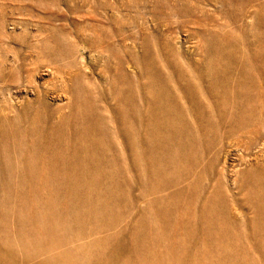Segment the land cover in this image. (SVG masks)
<instances>
[{"label":"rangeland","instance_id":"1","mask_svg":"<svg viewBox=\"0 0 264 264\" xmlns=\"http://www.w3.org/2000/svg\"><path fill=\"white\" fill-rule=\"evenodd\" d=\"M0 264H264V0H0Z\"/></svg>","mask_w":264,"mask_h":264},{"label":"bare ground","instance_id":"2","mask_svg":"<svg viewBox=\"0 0 264 264\" xmlns=\"http://www.w3.org/2000/svg\"><path fill=\"white\" fill-rule=\"evenodd\" d=\"M21 69H22V68H21ZM31 86H32V84H31ZM36 87H37V86H36ZM27 88H28V87H27ZM41 92H42V91H41ZM41 92H40V93H41Z\"/></svg>","mask_w":264,"mask_h":264}]
</instances>
